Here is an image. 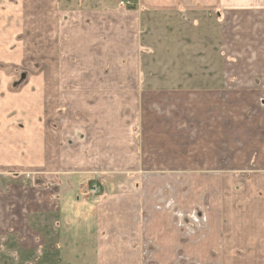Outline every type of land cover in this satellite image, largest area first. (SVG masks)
<instances>
[{
    "label": "crops",
    "instance_id": "0c3cea01",
    "mask_svg": "<svg viewBox=\"0 0 264 264\" xmlns=\"http://www.w3.org/2000/svg\"><path fill=\"white\" fill-rule=\"evenodd\" d=\"M66 1L0 0V174L62 225L15 250L264 264V0Z\"/></svg>",
    "mask_w": 264,
    "mask_h": 264
},
{
    "label": "rangeland",
    "instance_id": "374dc122",
    "mask_svg": "<svg viewBox=\"0 0 264 264\" xmlns=\"http://www.w3.org/2000/svg\"><path fill=\"white\" fill-rule=\"evenodd\" d=\"M69 1V0H68ZM74 2V4L79 0H70ZM81 2L78 4L79 6L87 5L86 8L92 7L93 4L96 6L104 7L110 0H80ZM115 1V0H113ZM122 4H125V7H129L132 4H127L128 1L135 0H116ZM64 2H67L64 0ZM123 2V3H122ZM29 70V69H28ZM3 144H0V146ZM20 148H25L22 144H20ZM200 162V161H199ZM3 169H0V173H3ZM7 172V171H6ZM41 179V180H40ZM36 179L34 175L29 174H0V264H60L61 259L60 256L56 255L58 247L55 245L54 248L45 247V244L39 246L38 254H34L36 250L31 254L25 250V255L20 254V248H17L18 239L21 236L27 237L30 235V232H37L43 236L51 235L52 231H56L57 229H61L62 225L60 223L56 224V218L54 219V224L46 223L44 217L40 222H36L35 220L30 221L29 215L32 214L30 209L35 212L36 204L35 201H40L45 195V191L47 187L44 185V177ZM87 181V182H86ZM86 182V183H85ZM84 185L85 188L76 185L78 188V193L82 191V193H87L91 190L93 181L85 180ZM41 183V184H40ZM99 185V184H98ZM38 186V187H37ZM37 193V195H36ZM30 195V198L28 196ZM100 194V193H99ZM35 199L33 200V198ZM19 205L23 207L22 217L14 216L19 212ZM40 207H45V203H41ZM56 206V203H55ZM50 208V207H49ZM57 209V207H55ZM54 208V209H55ZM54 230H53V228ZM6 234H10V239L8 241V249L6 250L3 247V237ZM64 234V233H63ZM6 243V241H5ZM4 243V244H5ZM22 253V250H21ZM30 254L32 256H30ZM29 255V256H28ZM22 256V257H21ZM26 256V257H25Z\"/></svg>",
    "mask_w": 264,
    "mask_h": 264
},
{
    "label": "built area",
    "instance_id": "2783aa9c",
    "mask_svg": "<svg viewBox=\"0 0 264 264\" xmlns=\"http://www.w3.org/2000/svg\"><path fill=\"white\" fill-rule=\"evenodd\" d=\"M99 191H100V186L98 184H94L93 187H92V189H91V192L92 193H97Z\"/></svg>",
    "mask_w": 264,
    "mask_h": 264
}]
</instances>
